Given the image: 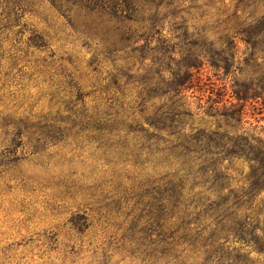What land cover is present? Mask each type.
I'll return each mask as SVG.
<instances>
[{
	"label": "rangeland",
	"instance_id": "obj_1",
	"mask_svg": "<svg viewBox=\"0 0 264 264\" xmlns=\"http://www.w3.org/2000/svg\"><path fill=\"white\" fill-rule=\"evenodd\" d=\"M166 1L180 10L192 25L188 33L189 42L184 49L211 47L226 59L221 62L222 67H211L206 63L195 73L199 77L198 86L187 92L192 111L199 113L198 109L203 105L210 113L211 104L216 101L227 103L232 91L249 86L252 87L251 93L258 91L257 84L264 77V61L258 59V49H253L246 42L245 34L231 28L238 0H163L161 8L168 5ZM255 9L257 15H264V3L256 5ZM34 10L33 14L26 13L20 18V26L28 23L34 24L39 31L46 30V23L41 18L45 15L53 17L48 1L35 6ZM7 34L9 41L4 45L17 43L22 49L19 54L23 56L26 52V63L23 62L25 66L21 71L14 70L6 79L0 74V121L17 115L16 107L24 91L30 94L33 110L47 111L50 94L60 98L70 90L57 91L55 85L43 82V79H48V74L44 78L36 72L33 61L46 53L27 46L28 30L17 37L14 33ZM59 35L66 41L57 36L59 42L52 47L56 50L55 57L62 56L65 66L73 74L81 76L82 89L72 91V100L80 97L78 101L84 102L85 108L92 111L98 103L104 108L105 103L134 99L149 59L141 63L127 58V51L122 50V46L109 48L96 39H73L69 28ZM170 49L174 50L173 47ZM175 51L178 52L177 49ZM105 55L111 60L92 71L96 63L93 58L100 61ZM172 58L174 61L166 60L163 68L175 72L178 69L175 62L180 53L173 54ZM3 66L6 67V62ZM155 68L159 71L157 67L153 68L154 71ZM3 71L6 72L1 68L0 72ZM152 74L153 71L150 72ZM255 101L247 102L242 121L234 123L230 130L236 135L248 133L264 139V105L261 100ZM162 102L164 98H156L150 104L155 107ZM184 119L188 122L186 127H193V136L202 135L201 131L212 134L226 129L223 121L212 117L195 115L192 119L187 116ZM142 121V126L149 128V124ZM149 131L153 129L149 128ZM180 145L174 141L161 145V149L170 152L169 155L165 152L153 157L141 155L127 168L124 186L128 210L132 213L143 210L145 214L152 213L156 217L153 225L147 226L148 237L144 241L138 235H128L127 225L121 223L124 220L122 216L114 218L112 210L100 209L96 200L90 198L93 189L89 188L95 184L96 176L88 175L83 164L71 167L68 163H57L46 168L40 161L30 159L16 166L13 162L0 164V264H235L241 260L245 264H264V246L260 251L253 245L245 246L230 239L215 252L216 244L210 247L204 241L209 238L211 224L221 213L220 209L229 205L226 196L230 192L249 189L252 163L245 158H232L227 153L229 145L212 158L202 152L189 156L194 159L179 158V152H183ZM22 152L25 150L16 148L15 155L7 161L26 155ZM102 173L99 169L98 177ZM82 174L84 178L77 182V187L70 190V194L60 191L63 185L71 184ZM111 180L106 177L101 186L107 188L108 200L114 197L109 193ZM164 196L169 197V201L163 202ZM163 205L165 207L162 208ZM262 209L264 214V207ZM147 219L152 220L148 216ZM128 220H131L130 216ZM165 224L168 226L163 229ZM166 236L174 238L173 249L162 252L164 254L159 252L163 251V246L153 250L155 243L150 244L151 241L158 243ZM168 253L175 258L164 256Z\"/></svg>",
	"mask_w": 264,
	"mask_h": 264
},
{
	"label": "trees",
	"instance_id": "obj_2",
	"mask_svg": "<svg viewBox=\"0 0 264 264\" xmlns=\"http://www.w3.org/2000/svg\"><path fill=\"white\" fill-rule=\"evenodd\" d=\"M43 1L0 0V69L6 70L0 74L6 79L14 70L21 71L25 66L22 64L26 61V52L22 56L19 54L22 49L17 43L6 46L4 43L9 41L7 33H14L17 37L28 30L30 35L27 46L46 53L44 57L33 61L36 72L44 78L48 74V79H43V82L55 85L57 91L70 90L60 98L50 94L47 111L33 110L34 104L29 101L30 94L26 91L21 93L22 98L16 107L17 115L1 118L0 121V147L3 148L0 151V164L13 162L16 166L27 159L40 161L46 168L57 163H68L71 167L83 164L88 175L96 176L95 184L88 187L93 189L90 198L96 200L100 209L112 210L114 218L122 216L124 220L121 223L127 225L125 229L128 235H138L144 241L148 237L147 226L153 225L156 217L152 213L145 214L143 210L138 213L128 210L124 181L129 165L135 163L141 155L153 157L162 152L169 155L170 152L161 149V145H169L173 141L181 143L183 148L179 158L187 159H194L189 156L198 152L212 158L229 145L227 153L232 158H245L252 163V171L248 176L249 189L230 192L226 196L229 205L220 209L221 213L216 215L215 222L211 224L209 238L206 237L204 241L210 247L216 244L215 252L221 250L230 239L245 246L253 245L261 251L264 246V139L248 133L236 135L230 129L234 128V123L242 121L247 102L261 100L264 105V77L257 84L258 91L251 93L250 86L232 91L227 103H212L210 113L203 105L198 109L199 113L194 112L187 92L193 86H198L196 82L199 77L195 73L206 63L211 67H222L221 62L226 59L211 47L184 49L189 42L188 33L192 25L181 15L180 10L172 7L171 2L166 1L168 5L161 8L163 0H46L53 11V17L45 15L41 18L46 23V30L39 31L34 24L28 23L27 26H20V18L26 13L33 14L34 7ZM260 3H264V0H238L231 28L245 34L246 42L253 49H258V59L264 61V15H257L255 9ZM17 26H20L19 29ZM66 28H69L73 39H96L109 48L119 45L122 50L126 49L127 58L141 63L150 60L149 64H145L146 73L137 85L134 99L105 103L104 108L98 103L92 111L85 108L84 102L78 101L80 97L71 99L73 90L82 89L79 82L81 76L73 74L65 66V59L62 56L55 57L56 50L52 49L59 38L66 41V38L59 35ZM160 37L163 39L160 40ZM170 47L174 50H168ZM176 53H180V58L175 62L177 71L164 69L165 61H174L172 55ZM108 60L111 59L106 55L100 61L93 58L96 63L91 70L95 71ZM154 67L159 71L156 68L154 71ZM166 73L170 76H165ZM156 98H164V102L154 107L150 103ZM195 115L223 121L226 129L216 130L212 134L201 131L202 135L193 136V127H186L188 122L184 118L187 116L192 119ZM142 120L149 124L152 132L142 126ZM18 147L25 150L22 154L26 155L7 161L15 155ZM99 169L104 172L101 177L97 174ZM84 176L82 174L74 178L71 184L63 185L60 191L70 194V190L75 189L77 182ZM106 177L112 179L109 193L114 197L111 200H108L105 193L107 188L105 190L101 187ZM169 199L167 196L162 197L163 202ZM129 216L131 220H128ZM147 216L152 220L148 221ZM160 218L163 220V217ZM165 226L168 225L165 224L163 229ZM174 241V238L166 236L160 242L151 241L150 244L155 243V251L158 246H163V251H159L162 253L170 252L175 246ZM164 256L175 258L171 253ZM235 264L245 263L241 260Z\"/></svg>",
	"mask_w": 264,
	"mask_h": 264
}]
</instances>
